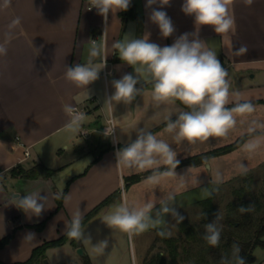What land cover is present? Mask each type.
<instances>
[{
    "label": "crops",
    "instance_id": "0c3cea01",
    "mask_svg": "<svg viewBox=\"0 0 264 264\" xmlns=\"http://www.w3.org/2000/svg\"><path fill=\"white\" fill-rule=\"evenodd\" d=\"M146 3L147 0H136L137 38L147 35L150 42L163 47L171 45L181 34L189 33L190 39L194 34L217 53L229 74L231 90L238 91L241 100L251 101L255 113L243 122L238 118L236 129L227 138H210L195 144L176 143L174 134L164 131L167 118L175 120L186 108L179 101L154 106L150 84L143 85V93L130 105L114 103L109 108L104 103L114 92L111 82L124 74H133V68L121 61L113 48L125 29L120 11L110 12L105 21L95 8L88 10V0H10L7 6L0 0V46L7 49L6 55H0V238L16 227L10 241L0 247V260L27 259L35 246L64 234L75 211L79 209L85 215L115 192L83 224L93 246L108 240L103 254H97L91 244L80 241L74 243L68 239L63 244L70 243L75 248L82 244L83 252L76 264H83V253L90 256L91 264H127L130 256L126 234L101 221L114 206L124 201L129 205L152 203L154 215L161 201L172 195L171 203L178 211L209 196L212 182L220 181L225 172L223 180L233 179V173L227 175L231 172L227 169V160L238 161L246 172L264 163V149L253 156L243 151L242 145L250 138L247 135L230 151L210 155L197 163L179 164L175 169L177 176L166 177L159 185L148 181L153 173L146 172L152 169L130 170L118 165L117 150L132 142L140 129L165 140L181 161L234 142L247 134L252 119L264 122V0H254L250 6L244 0H233L230 13L235 25L225 35L216 34L209 26L196 25L193 17L181 11L183 0H170L161 9L176 29L168 38H163L158 26L149 19L152 8H159V4L148 8ZM94 38L103 44L107 65L112 71L106 76L102 69L99 79L88 85L87 91L67 81L64 73L66 67L87 61L90 40ZM241 46L247 51L239 52ZM232 99L235 101L236 97ZM65 105L86 107L87 119L77 134L65 131L69 122ZM110 117L116 128L115 138L105 136ZM37 162L55 171L33 178L19 171ZM238 172H242L241 168ZM135 173L143 175L127 183L126 178ZM32 192L48 197L46 209L39 217L24 213L13 200L15 194ZM58 195L62 199L59 207ZM44 218L47 220L42 229L33 226ZM28 233L35 234V241L24 239ZM63 262H68V257ZM247 264H264V256L258 259L255 255Z\"/></svg>",
    "mask_w": 264,
    "mask_h": 264
},
{
    "label": "clouds",
    "instance_id": "9594fccd",
    "mask_svg": "<svg viewBox=\"0 0 264 264\" xmlns=\"http://www.w3.org/2000/svg\"><path fill=\"white\" fill-rule=\"evenodd\" d=\"M254 0H244L246 5H251ZM10 0H4L7 6ZM89 8H95L99 15L107 21L109 13L127 11L131 0H88ZM233 0H183L181 11L194 18L199 26H209L216 34L225 35L232 31L235 25L230 13ZM159 4V8L152 5ZM170 0H147L146 7L152 8L149 19L159 28L163 38H168L176 31L171 18L163 11ZM18 23V21H16ZM190 39L189 33L181 34L171 45H160L150 42L147 35L133 38L125 34L123 39L117 40L113 48L121 61L134 69L135 75L124 74L120 79H114L112 87L114 92L104 101L109 108L113 104L130 105L137 96L143 93V85H151V100L156 107L175 104L179 101L186 111H180L175 120L167 118L164 131L174 134L176 143L187 141L189 144L206 142L210 138H227L236 129L238 118L243 122L253 116L256 111L254 104L248 100H241V94L231 90L229 74L222 65L217 53L207 46L194 34ZM88 59L85 63L66 67L64 77L77 88L87 90V86L99 79L101 70L106 66L104 46L96 40H90ZM239 52H246L247 48L241 46ZM7 49L0 46V55H6ZM140 84V87L137 85ZM88 91V90H87ZM89 95V93H88ZM232 97H236L233 101ZM232 104V107H228ZM69 122L65 131L77 134L81 131L82 124L86 121L85 114L76 110L72 105L64 106ZM114 127L109 128L105 136L114 135ZM249 139L242 145L243 151L249 156L256 155L264 149V122L252 119L247 128ZM114 142H117L114 140ZM119 166L126 169L147 170L152 169L153 174L148 178L152 185H159L166 177L177 176L175 169L180 161L177 153L163 139L150 131L140 129L136 138L116 152ZM164 171H161V168ZM242 172H246L243 165ZM217 178L219 173L217 172ZM47 195L41 192H32L27 195L15 194V206L26 214L39 217L46 209ZM172 195L161 201L155 217L152 203L143 205H129L126 201L114 206L101 221L111 229L125 233L129 239L139 235L150 228L162 225L166 215L176 218L177 223L184 219L171 203ZM252 205L240 206L237 210L241 214L252 211ZM220 214L216 215L213 222L205 224L203 239L208 245L217 247L220 244L222 225ZM84 213L79 209L75 211L68 225L65 235L72 240L91 244V237L85 235L83 227ZM161 235H170V232L161 231ZM35 241V234L28 233L25 238ZM92 245V244H91ZM108 247V240L98 242L93 250L103 254ZM239 244L232 245L230 257H222L221 264H246L240 255Z\"/></svg>",
    "mask_w": 264,
    "mask_h": 264
},
{
    "label": "trees",
    "instance_id": "16d2710c",
    "mask_svg": "<svg viewBox=\"0 0 264 264\" xmlns=\"http://www.w3.org/2000/svg\"><path fill=\"white\" fill-rule=\"evenodd\" d=\"M120 15L122 17L124 28L129 19H138L139 14L137 11L136 0H131L130 7L127 11H120ZM187 110V109H186ZM248 134H243L239 136L234 142L226 144L224 146L214 148L207 152L206 154H200L196 156H192L190 158H186L180 161L181 163H197L201 160L207 159L210 155L224 153L230 151L237 146H239L245 139ZM161 169H164L163 167ZM160 169V170H161ZM23 173V175L27 177H39L41 175H51L55 169L49 166H46L43 162H37L29 168H21L19 169ZM146 173H153V170L147 171ZM143 174L135 173L126 178L127 183L134 182L139 180ZM242 191L245 190V186L240 187ZM115 192L101 201L98 205H96L92 210L87 212L84 215L83 224L89 219L94 213H96L103 205H105L112 197ZM58 207L62 204V199L57 196ZM199 204L202 206V216L200 219V227H197L193 223H189V221L183 219L180 226V232L177 235H161V231H166L163 226L155 227V238L153 242L150 244L148 251L146 253L144 264L146 263H157V264H180V256H181V247L184 249L189 248V244L196 241L199 237L205 234V224L211 223L215 220L216 215L219 213V208L214 201V196L210 195L205 198L199 200ZM242 205L245 207L250 205L248 200L242 202ZM258 208L262 211V214L258 216V225L255 229V232L248 237H239L236 232V228L243 225L244 223L249 224L253 222L254 214L252 211L242 214L240 218L234 217L231 214H228L226 217H222L219 221L220 225H222L221 239L220 244L217 247H212L205 242V252L210 254L213 258L214 264H221L222 257H230L232 252V245L234 243L239 244L241 252L240 255L245 259L246 264L249 261L255 259V255L253 250L256 246L262 245L264 246V203L258 202ZM47 218H44L40 222L33 224V226L38 229H42L45 226ZM238 222V223H236ZM16 227L10 233L6 234L2 238H0V247L4 246L10 239L13 237ZM200 229L202 235L200 234ZM167 232V231H166ZM69 238L64 234L57 238L48 239L43 241L41 244L34 247L32 254L25 260H17L14 262H4L0 260V264H48L44 262V257L46 256V249L52 245H58ZM72 240V239H71ZM76 243V240H72ZM159 243H163L167 247L168 254L164 252L157 251L152 254L150 252L160 245ZM83 264H91L90 256L87 253H83ZM196 264V263H193Z\"/></svg>",
    "mask_w": 264,
    "mask_h": 264
},
{
    "label": "rangeland",
    "instance_id": "374dc122",
    "mask_svg": "<svg viewBox=\"0 0 264 264\" xmlns=\"http://www.w3.org/2000/svg\"><path fill=\"white\" fill-rule=\"evenodd\" d=\"M110 137L112 138L113 136ZM235 161L230 159L226 161L227 169L230 168L229 171H231L228 172L227 175H229V173H233V179L228 181L223 180L222 177H226L225 174L227 172H225L224 176L221 174L222 176L220 181L212 182V188L209 189V192L207 193L214 196V201L219 208V213L223 217L231 214L234 217L240 218L242 214L237 209L240 206H244L242 205V202L245 200L250 202V205L253 206V222L249 224L244 223L243 225L236 228V232L239 237H248L255 232L259 222L258 216L262 214V211L258 208V202L260 201L264 203V163L261 166H255L252 170L250 168L247 172L242 173L238 172L240 167L239 164H237L238 161ZM56 180L59 182L58 177H56ZM243 186H245V190L242 191L243 193L241 194L240 190L242 189L240 187ZM177 212L183 216L185 220L189 221V223H193L197 227H200L199 224L203 210L199 203H192L182 206ZM153 216L155 217V214ZM163 219L164 221L166 220L167 223L164 222L160 226H163L167 232H170L173 235H177L180 232V226L179 223H177L176 218L168 215L167 217L164 216ZM201 235L202 233L200 229L199 236ZM202 237L203 236L199 237L196 241L189 244L190 247L187 249L181 247L180 264H214L212 256L205 252V242ZM125 238V241L128 244V252L130 256L127 264H144L146 252L155 238V227L150 228L148 231H145L139 235H135L131 239H129L127 235ZM63 243L52 245L53 247L51 249L47 248L44 262L45 259H48V264H76V262L79 261V257L81 256L79 247L83 248L82 244L80 243V245L75 248L70 243ZM159 244L160 245L155 247L150 252V254L160 250L165 254H168L166 245L163 243ZM253 253L258 259H260L264 256V246H256L253 250ZM66 257H68V262H63ZM146 264L157 263L154 262Z\"/></svg>",
    "mask_w": 264,
    "mask_h": 264
},
{
    "label": "water",
    "instance_id": "95a60500",
    "mask_svg": "<svg viewBox=\"0 0 264 264\" xmlns=\"http://www.w3.org/2000/svg\"><path fill=\"white\" fill-rule=\"evenodd\" d=\"M125 34H128L129 36H131L133 38H137V20L136 19L131 18L128 20V22L125 26L123 35H122V39H123ZM133 75H135L134 69H133ZM79 251L83 252V248L79 247ZM47 262H48V259H45V263H47Z\"/></svg>",
    "mask_w": 264,
    "mask_h": 264
},
{
    "label": "built area",
    "instance_id": "2783aa9c",
    "mask_svg": "<svg viewBox=\"0 0 264 264\" xmlns=\"http://www.w3.org/2000/svg\"><path fill=\"white\" fill-rule=\"evenodd\" d=\"M103 39L105 40V34L103 35ZM93 40H96V38H94ZM104 57L106 58V66L103 68V72L107 76L108 73H110L112 71V69L108 68L107 64H108L109 61H108V59H107V57L105 55H104ZM75 108H76L77 111H79V112H81L83 114H84V112H86V107L79 108V106L76 105ZM108 121H109V124H110V128L114 127V129H115L114 135H113L114 138H115L116 137V128H115L113 117H110L108 119ZM82 132L85 133V130L83 129ZM26 154H29V150H26Z\"/></svg>",
    "mask_w": 264,
    "mask_h": 264
}]
</instances>
